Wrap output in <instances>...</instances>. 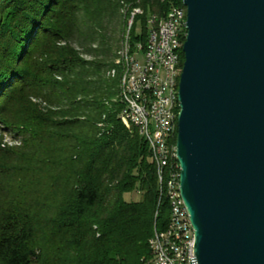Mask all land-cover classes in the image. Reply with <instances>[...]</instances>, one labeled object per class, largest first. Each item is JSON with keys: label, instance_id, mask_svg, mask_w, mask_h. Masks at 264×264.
Listing matches in <instances>:
<instances>
[{"label": "trees", "instance_id": "trees-1", "mask_svg": "<svg viewBox=\"0 0 264 264\" xmlns=\"http://www.w3.org/2000/svg\"><path fill=\"white\" fill-rule=\"evenodd\" d=\"M120 1L129 10H143L134 17L131 43L146 41L150 14L159 20L183 5L182 0H0V125L37 129L40 116L26 103L18 107L21 117L7 105L35 95L42 74L52 70L71 76L65 92L75 105L74 120L60 125L69 135L52 143L49 183L42 192L35 184L21 191L18 169L0 149V264H142L155 228L168 224L149 146L119 99L118 74H100L114 67L105 23H126ZM87 36L104 45L99 51L104 63H85L74 48L89 41ZM183 61L181 51L180 67ZM91 74L99 76L87 80ZM39 153L34 152L37 162ZM133 193L137 201L125 199Z\"/></svg>", "mask_w": 264, "mask_h": 264}, {"label": "water", "instance_id": "water-1", "mask_svg": "<svg viewBox=\"0 0 264 264\" xmlns=\"http://www.w3.org/2000/svg\"><path fill=\"white\" fill-rule=\"evenodd\" d=\"M179 191L196 264H264V0H182Z\"/></svg>", "mask_w": 264, "mask_h": 264}, {"label": "rangeland", "instance_id": "rangeland-1", "mask_svg": "<svg viewBox=\"0 0 264 264\" xmlns=\"http://www.w3.org/2000/svg\"><path fill=\"white\" fill-rule=\"evenodd\" d=\"M120 3V19L122 23H126L119 24L116 19L111 20L109 23H105L107 24V36L111 40L112 54L114 55L110 62L113 63L114 67L106 71L105 68H102L100 74L103 77H113L116 74H118L119 77L120 67L117 63L119 52L124 47L123 45L125 44L127 34L129 33L130 35L133 30H131L132 27H129L130 5L124 1H120ZM135 30L138 33L141 31L139 21L136 22ZM87 37L89 38V36ZM102 47H104V45H100L98 40L93 42L91 39L89 41L88 39H84L81 40L80 43L74 44V48L80 53L85 63H104L106 60H104L103 56L99 53ZM85 67L89 72L93 71L90 66ZM98 76V74H91V76L87 75L86 79L95 80ZM70 78L71 76L67 73L62 75L55 72V70H52L50 73L45 72L42 74L41 80L38 83L39 91L33 92L35 95H31V93L24 94L22 100H16L7 105V110L9 109L10 113L15 112L13 116L18 117L19 115L21 117V114L23 116L25 115L18 107L26 103L33 109L34 115L40 116L41 119L40 125L37 126L36 130L25 127L24 125H18L12 129L0 125V149L8 151V162H11V165L17 167V177L20 178V183L23 186L21 187V191H31L32 186L35 184L38 188L40 187L39 189H41L42 192L49 183V176L46 177L45 173L47 171L49 175V171L51 170L50 167L53 160H51L50 156H52V154L49 152L52 151L50 150L52 149V143L55 140L61 139L64 135H67V133L69 135L67 126L60 125L64 121L71 122L75 118V116H70L75 113L73 111L75 105L67 98L65 92V85ZM56 125H58L59 128H56ZM63 144H65V142L59 143L58 151ZM36 150L40 151L38 154V162L37 155L34 154ZM38 182L40 183L37 184ZM124 197L126 200L137 201L139 199V194H125Z\"/></svg>", "mask_w": 264, "mask_h": 264}, {"label": "built area", "instance_id": "built-area-1", "mask_svg": "<svg viewBox=\"0 0 264 264\" xmlns=\"http://www.w3.org/2000/svg\"><path fill=\"white\" fill-rule=\"evenodd\" d=\"M135 15L139 16V13H135ZM152 20H154V15L150 14L146 41L144 43L138 41L137 62H134L133 72H130L133 98H124L129 111L130 109L139 110L141 121H143L145 109H155L153 128H144L142 136L149 146L151 158L154 161V151L162 152L165 128H169L168 97L169 89L173 88L168 86L167 72L173 71L177 43H180L181 38L174 37V23L178 22L177 7L174 6L173 10L167 11V22L163 28L164 42L161 43L160 48L151 46ZM174 180L176 182L175 167ZM175 225V253H167V247L164 244L167 227L162 231L156 230L155 252H150V256L146 258L148 264H180L179 251L181 247L190 248L192 264H196L194 229L181 195H175Z\"/></svg>", "mask_w": 264, "mask_h": 264}, {"label": "bare ground", "instance_id": "bare-ground-1", "mask_svg": "<svg viewBox=\"0 0 264 264\" xmlns=\"http://www.w3.org/2000/svg\"><path fill=\"white\" fill-rule=\"evenodd\" d=\"M173 7L170 10H173ZM175 7L178 8V22L174 23V37L181 39L180 43H177V55H175V61H173V71L167 72L168 86L173 88L169 89L168 97L170 123L169 128H165L164 148H162V152L154 151L153 161L159 187V203L161 200H164L169 208V221L166 226L167 232H165L164 236V244L165 247H167V253H175L176 246L175 195H180V166L176 155L177 120L180 109L178 89L182 72V67H180V52L183 51V44L187 36L186 7L184 4L176 5ZM135 13L141 15L143 14V10L140 7L132 8L129 15V27H131L133 23L134 17L136 16ZM153 15V36H151V46L152 48H160L161 43L164 42L163 28L165 27V22H167V12L165 15L161 16L159 20L157 14ZM147 23L148 25L150 24V16L148 17ZM123 46L124 47L119 52L117 61L120 67L118 96L123 104L124 113L137 128L139 135L143 136L144 128H153L155 109H145L143 121H141L139 110L130 109L129 111L128 108H126L125 98H133L132 77L130 72H133L134 62H137L138 41L131 43L130 35L128 33ZM174 167L176 182L174 180ZM155 236L156 228L148 242L151 252H155ZM179 262L180 264H192L190 248L181 247V250L179 251ZM142 264H148L146 259Z\"/></svg>", "mask_w": 264, "mask_h": 264}]
</instances>
